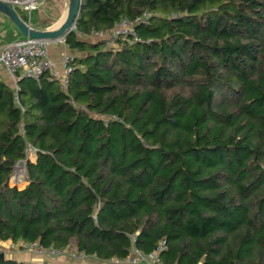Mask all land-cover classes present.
<instances>
[{"label":"trees","instance_id":"1","mask_svg":"<svg viewBox=\"0 0 264 264\" xmlns=\"http://www.w3.org/2000/svg\"><path fill=\"white\" fill-rule=\"evenodd\" d=\"M75 26L67 87L0 79V252L264 264V0H81Z\"/></svg>","mask_w":264,"mask_h":264},{"label":"built area","instance_id":"2","mask_svg":"<svg viewBox=\"0 0 264 264\" xmlns=\"http://www.w3.org/2000/svg\"><path fill=\"white\" fill-rule=\"evenodd\" d=\"M15 9H20L26 13L30 21L31 14L37 10L43 3L44 0H1ZM74 24L72 29H75ZM134 34L133 23L128 19L121 20L116 26L110 30H93L89 35L90 37L102 38L107 37L110 40L118 35ZM88 36V35H87ZM52 42L66 43V34L55 39H39L26 37L12 41L4 46L0 52V65L4 66L13 79L18 78V72H22L25 75L38 78L43 71H49L60 80L62 87H67L68 73L71 70L69 65L72 60L71 55H67L64 58L65 70L64 75L60 76L56 70L54 61L50 58L48 47ZM29 157L35 155V149L32 146L28 147ZM18 169L15 168L13 178L16 177ZM19 248L25 250H32L35 253L44 255H58L64 251L55 248H46L38 244L37 242L31 243H19ZM163 249V243L152 253L146 254L138 249H134L126 258L115 259L117 262H128L131 264L145 263V264H162L159 258V252ZM71 256L74 257H85L83 252L76 253L75 251H69Z\"/></svg>","mask_w":264,"mask_h":264},{"label":"crops","instance_id":"3","mask_svg":"<svg viewBox=\"0 0 264 264\" xmlns=\"http://www.w3.org/2000/svg\"><path fill=\"white\" fill-rule=\"evenodd\" d=\"M68 7V0H44L42 5L32 12L29 23L36 29H48L56 27L65 17ZM21 11V10H20ZM10 18L0 11V52L4 46L12 41L22 39L25 36ZM80 39L86 40L90 36L78 33ZM50 58L54 61L56 70L60 76L64 75V58L67 55H77V51L71 49L67 43L52 42L48 47ZM0 79L11 86L16 85V80L10 75L8 70L0 65ZM19 244V243H18ZM18 244H7L4 255L19 260L31 262L33 264H131L128 262H117L115 259L101 261L95 257L85 256L74 257L69 251H64L58 255L38 254L32 251L19 248ZM145 264V263H138Z\"/></svg>","mask_w":264,"mask_h":264},{"label":"water","instance_id":"4","mask_svg":"<svg viewBox=\"0 0 264 264\" xmlns=\"http://www.w3.org/2000/svg\"><path fill=\"white\" fill-rule=\"evenodd\" d=\"M81 0H68L67 12L64 19L53 28L36 29L29 22H25L17 13L16 9L11 5L0 0V11L7 15L10 20L18 27V29L26 36L39 39H55L62 34L70 32L75 24ZM25 168V160L20 159L16 163V169ZM4 252H0V258L4 257Z\"/></svg>","mask_w":264,"mask_h":264},{"label":"rangeland","instance_id":"5","mask_svg":"<svg viewBox=\"0 0 264 264\" xmlns=\"http://www.w3.org/2000/svg\"><path fill=\"white\" fill-rule=\"evenodd\" d=\"M17 10V9H16ZM20 11V9H18ZM23 36H25L24 34H22ZM26 38V36L24 37ZM31 158H34V155L31 156ZM19 170V172L17 173L16 177L13 178V174L10 178V183L11 184H16L19 187H23L26 184V173H25V168L24 170L21 168H17ZM23 173V174H22ZM15 180V181H14ZM21 181V182H20ZM27 251H32V250H28ZM33 252V251H32Z\"/></svg>","mask_w":264,"mask_h":264},{"label":"bare ground","instance_id":"6","mask_svg":"<svg viewBox=\"0 0 264 264\" xmlns=\"http://www.w3.org/2000/svg\"><path fill=\"white\" fill-rule=\"evenodd\" d=\"M23 174V173H22ZM15 181V180H14ZM21 182V181H20Z\"/></svg>","mask_w":264,"mask_h":264}]
</instances>
